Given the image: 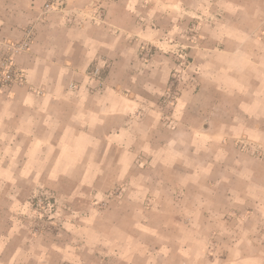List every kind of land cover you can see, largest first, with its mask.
Segmentation results:
<instances>
[{
    "label": "crops",
    "instance_id": "0c3cea01",
    "mask_svg": "<svg viewBox=\"0 0 264 264\" xmlns=\"http://www.w3.org/2000/svg\"><path fill=\"white\" fill-rule=\"evenodd\" d=\"M54 2L99 6L105 23L81 16L68 24L58 11L45 14V5ZM34 23L31 49L16 57L27 83L0 89V196H16L13 183L19 180L74 187L82 181L91 194L106 192L112 182L141 179L131 169L149 149L151 163L171 168L176 156L168 150L170 128L161 111L169 108L161 98L176 68L170 52L192 29L201 35L199 90L178 99L177 132L193 136L199 121L216 111L233 116L232 131L239 132V111L264 108V0H0V41H21ZM96 65L103 70L102 89L90 76ZM165 173L152 176L170 179ZM138 194L131 196L139 201ZM205 202L198 196L169 205L189 220H170L167 237L158 232L164 229L160 223L146 224L154 230L136 236L135 248L109 253L115 258L109 261L92 262L88 254L81 264H264V235L256 236L251 223L237 238L244 247L238 245L225 260L209 258L197 231L212 220ZM19 226L17 219L0 217V264H63L61 246H45V237H18Z\"/></svg>",
    "mask_w": 264,
    "mask_h": 264
},
{
    "label": "rangeland",
    "instance_id": "374dc122",
    "mask_svg": "<svg viewBox=\"0 0 264 264\" xmlns=\"http://www.w3.org/2000/svg\"><path fill=\"white\" fill-rule=\"evenodd\" d=\"M180 40L176 41L177 50L170 52L176 68L161 98L162 107L169 108V111H161L162 122L170 128L168 150L176 156L171 168L165 165L162 169V163H151L149 149L145 152L147 157L138 158L131 169L137 171L135 174H141L137 176L141 179L136 180L134 176L120 184L119 181L112 182L106 192L98 194H91V189L82 181L75 187L70 182L58 185L55 181H40L42 184L15 181L16 196H0V217L19 221L18 237L23 234L45 237V246H61L63 264L87 263L88 254H92V262L100 257L109 261L115 259L109 253L119 254L135 248L136 236L151 235L154 229L145 227L146 224L160 223L164 229L158 228V232L167 237L171 231L168 229L170 220L188 219L185 214L170 211L168 206L189 204L198 196L205 204L207 200L205 214L210 216L212 213L209 217L212 220H207L206 227L197 231H202L208 246L205 253L214 262L225 260L238 245L244 247L237 238L248 231L249 223L255 225L252 232L263 237L264 108L239 111V132L232 131L233 116L228 113L221 116L216 111V116L199 121L196 127L199 131L193 136L188 131L178 133L174 123L177 101L184 92L194 96L199 90L200 67L196 62L201 35L199 30L192 29ZM144 51L147 56L151 53L148 47H144ZM202 124L205 125L203 129L200 128ZM182 133L184 138H181ZM171 140L176 141L173 147ZM153 172H166L165 175L171 176L170 179L162 176L163 179L158 180L152 176ZM135 193H140L139 201L132 198ZM154 196L162 202L160 206L153 204ZM125 220L132 224L143 223L144 227L130 226ZM210 224H216L218 228L210 227Z\"/></svg>",
    "mask_w": 264,
    "mask_h": 264
},
{
    "label": "built area",
    "instance_id": "2783aa9c",
    "mask_svg": "<svg viewBox=\"0 0 264 264\" xmlns=\"http://www.w3.org/2000/svg\"><path fill=\"white\" fill-rule=\"evenodd\" d=\"M45 14L51 11H58L68 24H73L77 18L86 17V21L92 24L105 23V11L103 8L90 5L85 8H68L61 2L47 3ZM36 24H32L25 29L24 37L19 42L8 40L0 41V89H6L14 85L23 86L27 83L26 73L20 69L16 62V57L28 52L36 37ZM91 79L98 83V88H103L104 75L99 66H95L90 71Z\"/></svg>",
    "mask_w": 264,
    "mask_h": 264
}]
</instances>
